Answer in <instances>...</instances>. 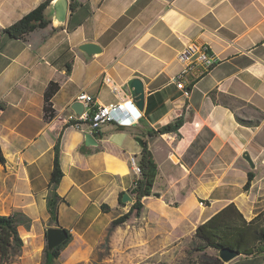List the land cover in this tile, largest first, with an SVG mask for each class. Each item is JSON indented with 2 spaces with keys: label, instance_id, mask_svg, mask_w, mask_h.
Returning <instances> with one entry per match:
<instances>
[{
  "label": "crops",
  "instance_id": "obj_1",
  "mask_svg": "<svg viewBox=\"0 0 264 264\" xmlns=\"http://www.w3.org/2000/svg\"><path fill=\"white\" fill-rule=\"evenodd\" d=\"M44 1L0 0V215L21 212L31 220L29 229L18 227L23 264H40L48 227L71 235L59 264H88L100 248H189L197 226L231 203L248 221L264 209V0H70L63 26L48 6V27L25 39L2 34ZM84 43L101 52L86 58L77 49ZM189 43L207 46L216 63L195 62L182 75L177 53ZM179 76L187 95L177 88ZM133 78L144 86L133 125L108 122L91 132L66 124L80 93L97 104L129 100ZM50 81L61 86L52 99L55 116L46 120ZM179 117L178 133H158ZM87 133L94 145L85 143ZM144 146L156 164L152 194L142 198L138 216L113 227L135 202L139 176L130 159L138 164ZM55 147L63 201L53 220L47 199ZM124 192L131 202L121 201ZM161 222L168 224L165 238L157 232ZM236 259L228 264L251 261Z\"/></svg>",
  "mask_w": 264,
  "mask_h": 264
},
{
  "label": "trees",
  "instance_id": "obj_2",
  "mask_svg": "<svg viewBox=\"0 0 264 264\" xmlns=\"http://www.w3.org/2000/svg\"><path fill=\"white\" fill-rule=\"evenodd\" d=\"M53 0H46L39 4L35 9L24 15L22 18L2 30V34L11 39H25L30 33L44 29L50 25V20L46 17L45 11ZM73 7V4L70 5ZM67 73H70V65L67 67ZM60 82L50 81L43 94V112L46 120H51L55 116L52 99L60 89ZM214 97V96H213ZM238 121L244 125L249 124L241 119ZM184 123V118L179 117L173 122L161 127L159 134L178 133ZM4 158L0 149V163ZM140 168L139 178L136 180L132 189L135 196V202L128 213L112 221V226L124 224L133 212L139 215L142 209L141 200L152 194V187L156 177V164L147 148L144 146L138 160ZM63 173L58 161V148L55 147L53 168L49 180V197L47 199V208L53 220L57 217V208L63 201L57 194V189L62 179ZM253 174L248 173L247 182L244 185V191L249 190ZM105 207V205H103ZM31 220L21 212L5 216L0 215V264H8L11 257L19 254L24 246L18 227L23 225L26 229L30 228ZM193 251L200 252V261L198 264H223L219 259L209 256L206 250L218 251L221 248L229 247L239 252L242 260L255 258L257 256L264 259V209L259 210L251 219L246 220L235 204L231 203L222 208L203 224L198 225L192 238ZM71 241V235L65 244L48 252L44 248V261L40 264H59L57 259L61 250ZM187 264H194L189 261Z\"/></svg>",
  "mask_w": 264,
  "mask_h": 264
},
{
  "label": "built area",
  "instance_id": "obj_3",
  "mask_svg": "<svg viewBox=\"0 0 264 264\" xmlns=\"http://www.w3.org/2000/svg\"><path fill=\"white\" fill-rule=\"evenodd\" d=\"M177 60L185 66L182 75L186 73L195 62L201 63L206 68H210L216 63L214 56L209 54L207 46H199L194 43L185 45L177 53ZM181 76L175 79L176 85L177 88L183 90L187 95L188 91L181 81ZM77 101L81 102L84 106L82 113L76 115L71 111L73 115L68 116L66 121L67 125L75 129L86 127L91 132H98L99 129L108 122H113L120 127H129L141 117V113L136 108L131 96L129 100H119L118 102L104 105L97 104L92 95L82 92L78 95ZM130 163L134 174L139 175L140 168L134 158L130 159ZM262 264H264V259Z\"/></svg>",
  "mask_w": 264,
  "mask_h": 264
},
{
  "label": "water",
  "instance_id": "obj_4",
  "mask_svg": "<svg viewBox=\"0 0 264 264\" xmlns=\"http://www.w3.org/2000/svg\"><path fill=\"white\" fill-rule=\"evenodd\" d=\"M69 0H53L50 3L51 8V18L57 24V26H63L66 22V15L69 8L68 5ZM81 53L84 54L86 58H92L96 54L101 52V48L99 45L94 43H84L78 46L77 48ZM127 91L129 95L133 98L134 104L140 109H143L144 105V86L143 83L137 79L133 78L127 81L126 83ZM84 106L81 102L77 101L74 102L71 107L70 111L79 115L82 113ZM85 143L87 145H94L95 140L93 136L89 133L85 134ZM137 142L143 146V142L140 139H137ZM242 158L249 164L251 168H254L253 162L248 155V153H244ZM156 195V194H155ZM121 201L123 203L131 202V198L129 195L124 192L122 194ZM68 239V232L64 228L61 227H48L46 229V247L48 252H52L55 248L59 247L62 244H65ZM218 259L223 264H228L231 261L235 260L239 257V252L231 249L229 247L221 248L217 251Z\"/></svg>",
  "mask_w": 264,
  "mask_h": 264
},
{
  "label": "rangeland",
  "instance_id": "obj_5",
  "mask_svg": "<svg viewBox=\"0 0 264 264\" xmlns=\"http://www.w3.org/2000/svg\"><path fill=\"white\" fill-rule=\"evenodd\" d=\"M150 216L148 209L145 211ZM171 213V212H170ZM195 214V213H194ZM195 216H197L195 214ZM151 217V216H150ZM171 214L166 217L167 223L170 224ZM63 223V221L61 222ZM168 224L161 222V226L157 229L158 234L162 238H165V234H168L169 229H166ZM170 228V227H169ZM170 238V237H168ZM130 246V245H129ZM100 248L101 253L98 260L93 263L88 264H187L189 261L198 264L200 261V252L193 251V248ZM154 251L152 255L150 251ZM209 256L215 257L218 259L217 252L211 249L206 250ZM40 260L42 263L44 261V248L41 251ZM23 255L22 251L11 257L8 264H23L21 256ZM111 257V262H104L105 258ZM248 264H260L261 260L259 256L255 257ZM238 262H242V258L238 257L236 259ZM86 264V263H85ZM245 264V262L241 263Z\"/></svg>",
  "mask_w": 264,
  "mask_h": 264
}]
</instances>
